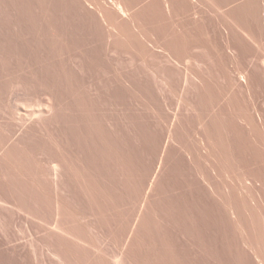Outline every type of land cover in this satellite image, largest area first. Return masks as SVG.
Listing matches in <instances>:
<instances>
[{"label":"rangeland","instance_id":"rangeland-1","mask_svg":"<svg viewBox=\"0 0 264 264\" xmlns=\"http://www.w3.org/2000/svg\"><path fill=\"white\" fill-rule=\"evenodd\" d=\"M120 1L126 17L114 10L116 0H0V264H100L98 252L106 249L122 251L116 264H140L144 255L141 264L264 262L259 190L242 182L239 172L226 174L222 163L209 169L206 153L195 151L199 126L190 129L195 137L183 138L182 130L177 141L167 136L176 114L186 124L196 117L185 103L196 100L191 89L198 77L215 90L207 101L210 110L228 106L223 91L237 94L240 70L264 75V0H176L181 5L175 13L156 0ZM177 32L182 37L174 41L170 37ZM167 55L179 63L170 73H165ZM214 71L221 75L217 81ZM258 96L251 101L261 107ZM209 110L204 116H213ZM187 138L196 145L189 148ZM181 140L191 153H179ZM54 167L58 178L51 175ZM52 177L63 184L60 190ZM62 200L77 214L63 210L57 203ZM226 200L238 205L239 218L227 211ZM245 237H251L252 247H246Z\"/></svg>","mask_w":264,"mask_h":264},{"label":"bare ground","instance_id":"bare-ground-1","mask_svg":"<svg viewBox=\"0 0 264 264\" xmlns=\"http://www.w3.org/2000/svg\"><path fill=\"white\" fill-rule=\"evenodd\" d=\"M140 1V0H139ZM139 1L137 2V3H139ZM179 1V0H178ZM178 1H176V0H156L155 1V3H159V4H163V7L166 9V10H172V12H174L175 13V11H176V9H178L179 7H180V3L178 2ZM255 1V0H254ZM123 2V1H122ZM122 2L120 1V2H118V0H116V2H114L113 4V6L115 7V9L114 10H116L117 11V13H119L120 15L119 16H122V17H126V16H128V10L123 6V4L125 3V2H123V4H122ZM89 3V2H88ZM185 3V2H184ZM187 3V2H186ZM250 3V2H249ZM248 3V4H249ZM251 3H253V2H251ZM135 4V3H134ZM188 5V4H187ZM251 4H249V6H250ZM141 6H143V5H141ZM184 6H185V4H183L182 5V8H184ZM249 6L247 7V8H249ZM252 6V5H251ZM88 7H90V6H88ZM189 7V6H188ZM245 7V6H244ZM143 8V7H142ZM239 8V7H238ZM238 8H236V10L238 9ZM242 8V7H241ZM241 8H239V9H241ZM189 9V8H188ZM243 9V8H242ZM245 9V8H244ZM181 10H183V9H181ZM186 10V9H185ZM236 10H234V11H236ZM248 11L250 10V8L249 9H247ZM257 10V9H256ZM256 10H255V12H256ZM88 11H90V10H88ZM178 11V10H177ZM233 10H232V12L233 13H235V15L237 14L236 12H234ZM179 12V11H178ZM185 12V11H184ZM188 12V11H187ZM244 12V11H243ZM242 12V13H243ZM246 12V11H245ZM249 12H252V11H249ZM253 12H254V10H253ZM180 13H181V11H180ZM182 13H183V11H182ZM239 13H240V11H239ZM86 14H88V13H86ZM246 14H247V12H246ZM245 14V15H246ZM250 15H251V13H249ZM248 14V15H249ZM185 15V14H184ZM241 15V14H240ZM239 15V17L241 18V17H243V16H240ZM101 16V15H100ZM181 16V15H180ZM232 16H233V14H232ZM237 16H238V14H237ZM237 16H235L236 17V19H237ZM254 16H256V14L254 15ZM246 17V16H245ZM93 18V17H92ZM244 18V17H243ZM95 20V19H94ZM235 20V19H234ZM238 20V19H237ZM237 20H235V21H237ZM240 21V20H239ZM244 21V20H243ZM5 24V23H4ZM98 26V25H97ZM101 28V27H100ZM102 29V28H101ZM99 31V30H98ZM102 31V30H101ZM129 36L130 35H128V37L127 38H129ZM132 37H135L136 39H140V37L138 36V37H136L135 35H133ZM132 37H130V38H132ZM179 37H182L181 36V34H180V32H177V33H175V34H172L171 35V39L172 40H178L179 39ZM239 39V38H238ZM129 40V39H128ZM248 43V42H247ZM246 44V43H245ZM243 45V44H242ZM252 45H254V44H252ZM251 45V46H252ZM241 46V45H240ZM239 46V47H240ZM256 46V45H255ZM243 47V46H242ZM245 47H247V46H245ZM249 47V46H248ZM176 48V47H175ZM251 48V47H250ZM249 48V49H250ZM159 49V51H162V52H164V54H165V49H160V48H158ZM228 49V48H227ZM226 49V50H227ZM243 49H244V47H243ZM242 48L240 49V50H243ZM252 49V48H251ZM254 49V48H253ZM173 50V49H172ZM229 50V49H228ZM239 50V51H240ZM246 50V49H245ZM244 50V51H245ZM168 52H170V49L169 50H167ZM251 51V50H250ZM172 52V51H171ZM179 52V51H178ZM226 52V51H225ZM224 52V53H225ZM245 52H247L248 53V51L246 50ZM254 52V51H253ZM229 53H231V52H229ZM237 53V52H236ZM239 54V53H238ZM238 54H236V56L238 55ZM241 54V53H240ZM243 54H244V52H243ZM248 54H250V53H248ZM252 54V53H251ZM242 55V54H241ZM168 56V55H167ZM231 56H233V54L231 55ZM239 56V55H238ZM243 56V55H242ZM249 56H252V55H249ZM169 57V56H168ZM245 57H246V53H245ZM219 58H221V57H219ZM223 58V57H222ZM232 58V57H231ZM236 58V57H235ZM234 57H233V60L235 59ZM240 58V57H239ZM244 59V58H243ZM38 60V59H37ZM177 59H171L170 57H169V61H167L169 64H171V65H169L168 64V66H167V70L168 71H166L165 73H167V72H172V70H173V66L174 65H178L179 63L176 61ZM219 60H221V59H219ZM239 60V59H238ZM237 60V61H238ZM6 61V60H5ZM231 61H232V59H231ZM236 61V62H237ZM42 62H43V60H42ZM220 62V61H219ZM234 62V61H233ZM239 62V61H238ZM262 65H264V57L262 58ZM3 63V62H2ZM1 63V64H2ZM36 63H37V61H36ZM4 64V63H3ZM32 64V63H31ZM174 64V65H173ZM215 64V63H214ZM234 64V63H233ZM6 65H7V63H6ZM33 65V64H32ZM34 65H35V63H34ZM33 65V66H34ZM40 65V64H39ZM43 65H44V63H43ZM42 65V66H43ZM220 65V63H218V66ZM235 65V64H234ZM238 65H239V63H238ZM1 66V65H0ZM3 66V65H2ZM31 66V65H30ZM36 66V65H35ZM180 66V65H179ZM206 66H208V64L206 65ZM209 66H211L210 65V63H209ZM208 66V67H209ZM236 66V65H235ZM44 67H46V66H44ZM43 67V68H44ZM208 67H206V69L208 70ZM32 68V67H31ZM40 68V67H39ZM210 69H212V68H214V66H212V68L211 67H209ZM220 68V67H219ZM218 68V69H219ZM235 68V67H234ZM243 68V67H242ZM255 68V67H254ZM254 68L252 69L251 68V70H253L254 71ZM48 69V68H47ZM164 69V68H163ZM162 69V71H165V70H163ZM217 69V68H216ZM237 69V68H236ZM239 69V68H238ZM237 69V70H238ZM33 70H35V69H33ZM32 70V71H33ZM44 70V69H43ZM53 71H51V72H54V69H52ZM176 70V69H175ZM175 70H174V72H175ZM221 69H219V71H220ZM247 70V69H246ZM31 71V72H32ZM56 71H58V70H56ZM212 71H213V69H212ZM218 71V70H217ZM256 71V70H255ZM30 72V73H31ZM38 72V71H37ZM59 72V71H58ZM158 72L160 73V71L158 70ZM169 72V73H170ZM177 72V71H176ZM207 72V71H206ZM208 72H209V70H208ZM216 74H213V73H209V75L211 74H213V77H218L219 78V76H221V75H218L217 74V72L216 71H214ZM33 73H34V71H33ZM40 73V72H39ZM39 73H38V75H39ZM49 73V72H48ZM236 73V72H235ZM42 74H44V73H42ZM41 74V75H42ZM55 74H57L56 72H55ZM60 74H61V72H60ZM163 74H164V72H163ZM178 74V73H177ZM206 74V73H205ZM208 74V73H207ZM206 74V75H207ZM219 74H220V72H219ZM237 74V78H238V83L236 82V83H234V82H232V83H234V84H237L235 87H237L236 89H238V91L236 90L235 92H237V94H235L234 93V95H231V94H228L226 91L224 92L223 91V89H222V91H223V94H224V96H225V98L224 99H226V101H228V103H227V105L228 106H226V107H228V108H226V107H223V108H219L218 106H216L217 107V111L214 113V111H212L213 110V108H216V107H210L211 109L209 110L208 108H207V101H210V99H211V97H212V95H213V92L215 91H213V89H211V87L212 86H210V84L208 85L207 83H206V81H205V79L204 80H201V78H197V82L198 83H194V85H192L191 87H192V89H191V91L193 90V93L195 92V95H196V100H194L192 103H188V102H186L185 103V106L186 105H190L191 107L190 108H192V111H191V109L189 110L188 108H186V109H188L189 111H191L192 112V115H193V117H194V111H195V114H196V117H197V120H196V117L194 118L196 121H197V124H193L192 125V122H193V120L192 121H190L191 123V125L190 124H186L185 122H183V121H181V118L179 119V114H181V113H179V114H176V116L174 117V119H171V120H173V121H171L172 122V126H171V128L168 130L169 131V133L168 132H166V134L168 133V139L169 140H171V141H177V133H178V131H180L181 132V130L184 132V137L183 138H185V135L187 136L188 134L190 135H188L187 137H192V136H194V134L190 131V129H191V127H193L194 125L195 126H199V130L197 131L196 130V132L194 131V130H192V131H194V133L197 135H195L194 137H195V142H196V144H197V146H198V149L197 150H195V151H197L196 153H206V158H207V160H209V162H208V164H209V169L211 168L212 169V171L213 170H215L216 168H217V166L218 165H221V164H217V163H222V165L224 166V168H221V169H223V171L225 170V173L228 171V172H239L240 173V179L242 178L243 180H245V181H242V182H245V184H249V186L250 187H255L256 189H258L259 191H258V193H257V195L258 194H260V196L258 195H256L257 197H262V199H263V197H264V75L263 76H258L256 73H254V72H248V73H246L245 72V70L243 71L242 70V72H241V70H240V72H237L236 73ZM35 75V74H34ZM33 75V76H34ZM159 75V74H158ZM157 75V76H158ZM160 75H161V73H160ZM159 75V76H160ZM204 75V74H203ZM208 75V76H209ZM234 76H235V74H233ZM233 75H232V77H233ZM56 76V75H55ZM157 76H155V77H157ZM164 76H165V74H164ZM163 75H162V80H164L163 79V77H164ZM172 76V75H171ZM170 76V77H171ZM196 76H198V75H196ZM222 76H223V74H222ZM231 76V75H230ZM7 77V76H6ZM5 77V78H6ZM40 77H43V76H40ZM56 77H58V76H56ZM55 77V78H56ZM61 77V76H60ZM173 77H174V75H173ZM175 77H177V76H175ZM183 77V76H182ZM181 77V82H182V79L184 78V77H188V74H184V77L182 78ZM204 77V76H203ZM207 77V76H206ZM210 77V76H209ZM215 77V78H216ZM4 78V79H5ZM54 78V77H53ZM138 78V77H137ZM158 78V77H157ZM164 78H166V76L164 77ZM196 78V77H195ZM212 78V77H211ZM230 78V77H229ZM3 79V80H4ZM7 79V78H6ZM48 79H49V77H48ZM58 79V78H57ZM56 79V80H57ZM167 79V78H166ZM177 79H178V77H177ZM177 79H176V81H177ZM199 79V80H198ZM220 79V78H219ZM223 79V78H222ZM221 79V80H222ZM8 80H9V78H8ZM21 80V79H20ZM37 80V79H36ZM52 80V79H51ZM55 80V81H56ZM59 80H62L61 78L59 79ZM139 80V79H138ZM141 80V79H140ZM139 80V81H140ZM157 80V79H156ZM158 80H159V78H158ZM174 80V79H173ZM196 80V79H195ZM206 80H208V79H206ZM221 80H218V81H221ZM231 80V79H230ZM236 80V79H235ZM11 81V80H10ZM24 81V80H23ZM22 81V82H23ZM34 81H35V78H34ZM45 81V80H44ZM49 82H50V80H48ZM142 81V80H141ZM160 81V80H159ZM171 81V80H170ZM194 81V80H193ZM215 81H217V78H216V80ZM214 81V82H215ZM224 81V80H223ZM227 81H228V79H227ZM2 82V81H1ZM1 82H0V84H1ZM5 82V81H4ZM36 82V81H35ZM39 82V81H38ZM59 82V81H58ZM143 82V81H142ZM145 82V81H144ZM164 81H162V82H158V83H160L162 86L165 84V83H163ZM167 82H168V79H167ZM166 82V83H167ZM174 82V81H173ZM195 82V81H194ZM226 81H224L223 83H225ZM229 82V81H228ZM11 83V82H10ZM14 83V82H13ZM42 82H40L39 84H41ZM55 82H53V84H54ZM133 83V82H132ZM141 83V82H140ZM139 83V84H140ZM171 83V82H170ZM178 83H179V85H180V81H178ZM218 83V82H217ZM2 84H3V82H2ZM6 84V83H5ZM23 84V83H22ZM49 84V83H48ZM51 84V83H50ZM52 84V85H53ZM56 85H57V83H55ZM136 83H134V85H135ZM143 84V83H142ZM147 84V83H146ZM168 84V83H167ZM173 84H176L175 82L173 83ZM220 84H222V83H220ZM229 84V83H228ZM8 85V84H7ZM12 84H10V86H11ZM37 85V84H36ZM61 85V84H60ZM144 85V84H143ZM161 85H158V86H161ZM169 85V84H168ZM172 85V84H171ZM213 86H214V84H212ZM224 85V84H223ZM225 85H227V83L225 84ZM5 85H3V88H5L4 87ZM9 86V85H8ZM47 86V85H46ZM140 86V85H139ZM147 85H145V87H146ZM165 87H166V85H164ZM170 86V85H169ZM172 86H174V85H172ZM1 87V86H0ZM48 87H51V88H53L52 86H48ZM48 87L46 88L47 90H48ZM142 87V86H141ZM175 87V86H174ZM225 87V86H224ZM228 87V86H227ZM232 87V86H231ZM9 88V87H8ZM10 88H12V87H10ZM57 88V87H56ZM62 88V87H61ZM136 88H138V87H136ZM135 88V89H136ZM150 88V87H149ZM161 88V87H160ZM167 88V87H166ZM177 88V87H176ZM181 88V87H180ZM234 88V87H233ZM6 89V88H5ZM44 89V88H43ZM50 89V88H49ZM179 89V88H178ZM214 89H215V87H214ZM225 89V88H224ZM45 90V89H44ZM57 90V89H56ZM139 90H140V88H139ZM147 91H148V89H146ZM150 90V89H149ZM162 90V89H161ZM167 90V89H166ZM166 90H165V92H166ZM168 90L169 91H171L169 88H168ZM167 90V91H168ZM177 90V89H176ZM14 91V90H13ZM55 91V90H54ZM58 91V90H57ZM57 91H55V93L57 92ZM136 91H137V89H136ZM135 91V92H136ZM146 91V92H147ZM174 91V90H173ZM3 92V91H2ZM49 93H50V91H48ZM53 92V91H52ZM58 92H60V91H58ZM57 92V93H58ZM62 92V91H61ZM132 92V91H131ZM134 92V95L136 94ZM141 92V91H140ZM149 92V91H148ZM147 92V93H148ZM163 92V91H162ZM186 92V91H185ZM218 92H221V90L220 91H218ZM218 92H217V94H218ZM44 93H46L45 91H44ZM150 93V92H149ZM222 93V92H221ZM259 93H261V95L263 96V102L261 101V107L259 108V107H257L256 106V103H252V101H251V99L252 100H254V98H255V95L256 96H258L259 95ZM1 94V93H0ZM51 94V93H50ZM137 94H139L138 92H137ZM164 94V93H163ZM162 94V95H163ZM166 94L167 93H165L164 94V96H166ZM173 94V93H172ZM191 94H192V92H191ZM220 94V93H219ZM53 95H54V93H53ZM60 95V94H59ZM133 95V96H134ZM168 95V94H167ZM174 95V94H173ZM184 95V94H183ZM186 95V94H185ZM194 95V94H193ZM221 95V94H220ZM260 95V96H261ZM61 96V95H60ZM140 96V98H141V95H139ZM146 96V95H145ZM148 96V95H147ZM150 96V95H149ZM148 96V97H149ZM163 96V97H164ZM182 96V95H181ZM217 95H215V97H216ZM260 96H258L257 98H259ZM144 97V96H143ZM60 98V97H59ZM221 98V97H220ZM219 98V99H220ZM55 99H56V97H55ZM58 99V98H57ZM63 99V98H62ZM163 99V98H162ZM168 100L169 99H172L171 97L170 98H167ZM181 99V98H180ZM212 99H213V97H212ZM211 99V100H212ZM223 99V98H222ZM153 100V99H152ZM173 100V99H172ZM179 100V99H178ZM182 100V99H181ZM221 100V99H220ZM219 100V101H220ZM256 100V99H255ZM57 101V100H56ZM55 101V102H56ZM60 101V100H59ZM61 101H63V100H61ZM61 101H60V103H61ZM180 101V100H179ZM225 101V100H224ZM256 101H258V100H256ZM181 102V101H180ZM215 102V101H214ZM218 102V101H217ZM165 103V102H164ZM169 103V102H168ZM182 103H184V102H182ZM222 103V102H221ZM55 104V103H54ZM211 104V103H210ZM215 104V103H214ZM219 104V103H218ZM59 105V104H58ZM212 105V104H211ZM221 105V104H220ZM224 105H225V103H224ZM181 106H182V104H181ZM185 106H183V108L185 107ZM210 106V105H209ZM167 107V106H166ZM171 107V106H170ZM60 108V107H59ZM171 109V108H170ZM185 109V108H184ZM209 110V111H212L213 112V116H210V115H212V113L211 112H209L210 113V115L209 116H204V113H203V111L204 110ZM60 110V112H61V108L59 109ZM188 110H185V112L186 111H188ZM56 112H58V110H56ZM59 112V115H61V113ZM177 112H179L178 110H177ZM180 112H182L181 110H180ZM184 112V111H183ZM204 112H206V111H204ZM186 113H188V112H186ZM62 114H63V111H62ZM207 114V113H206ZM205 114V115H206ZM57 115H58V113H57ZM184 115H185V113H184ZM189 115H190V113H189ZM191 115V116H192ZM62 116V115H61ZM187 116H188V114H187ZM186 116V117H187ZM190 116V117H191ZM225 117L224 119L225 120H223L222 121V119H220V117ZM57 117H59V116H57ZM182 117V116H181ZM184 117V116H183ZM185 117V119L186 120H188L187 118ZM192 117V118H193ZM222 117V118H223ZM169 118V117H168ZM191 118V119H192ZM184 119V118H183ZM185 119H184V121H185ZM167 120V119H166ZM169 121V120H168ZM189 121V120H188ZM169 125V124H168ZM167 125V126H168ZM166 126V125H165ZM195 126H194V128H195ZM165 128V127H164ZM166 129H168V127H166ZM195 129H198V128H195ZM163 130V129H162ZM47 131V130H46ZM163 131H165V130H163ZM193 134V135H191L190 134V132ZM53 133H54V130H53ZM115 133V132H114ZM165 133V132H164ZM31 135H33V134H31ZM49 135H51V134H49ZM53 135V134H52ZM179 135H180V133H179ZM181 135H182V133H181ZM182 135V136H183ZM34 136V135H33ZM30 137V136H29ZM55 137V136H54ZM32 138V137H31ZM34 138H36V137H34ZM52 138V137H51ZM164 138V137H163ZM179 138V137H178ZM182 138V139H183ZM228 138H230V140H228ZM28 140H30V138H27ZM33 139V138H32ZM55 139H56V137H55ZM188 140H189V138H187ZM186 139V140H187ZM193 140H194V138H192ZM191 139V141L189 142V141H186L187 142V144H189V143H192V140ZM27 140V141H28ZM36 140V139H35ZM58 140V139H57ZM180 140V139H179ZM179 140H178V142H179ZM31 141V140H30ZM54 141V140H53ZM29 142V141H28ZM47 142V141H46ZM58 142H59V140H58ZM57 142V143H58ZM186 142L184 141V143H182V140H181V142H180V145H179V153H191V151L189 150V148H191V147H194L195 145H193V143L191 144V146L188 148L187 147V145H186ZM194 142V143H195ZM26 143V142H25ZM32 143H34V146H35V143L36 142H32ZM40 143V142H39ZM57 143H55L54 142V144H57ZM28 144V143H27ZM59 144H62L63 145V147H64V144L63 143H59ZM8 145V144H7ZM6 145V146H7ZM31 146L33 145V144H30ZM46 145V144H45ZM48 145H51V144H47V146ZM190 145V144H189ZM41 146V145H40ZM55 146V145H54ZM53 146V147H54ZM10 147H11V145H10ZM14 146H12V148H13ZM18 147V146H17ZM17 147L15 148V149H17ZM27 147V146H26ZM29 147V146H28ZM36 147H37V145H36ZM44 147V146H43ZM49 147V146H48ZM52 147V146H51ZM57 147V146H56ZM59 147V146H58ZM58 147H57V150H58ZM7 148V147H6ZM32 148V147H31ZM35 148V147H34ZM42 148V147H41ZM40 148V149H41ZM45 148H47V147H45ZM55 148V147H54ZM2 149H3V146H2ZM11 149V148H10ZM14 149V150H15ZM53 149V148H52ZM13 150V149H12ZM24 151H25V149H23ZM33 150V149H32ZM37 150V149H36ZM47 150V149H46ZM61 150V149H60ZM64 150V149H63ZM21 151V150H20ZM27 151H29V150H27ZM62 151V150H61ZM65 151V150H64ZM6 152V151H5ZM10 152V151H9ZM9 152H8V154H9ZM32 152H34V151H32ZM31 152V153H32ZM60 152V151H59ZM11 153V152H10ZM16 153V152H15ZM20 153V152H19ZM30 153V152H29ZM61 153V152H60ZM193 153V152H192ZM228 153H231V155L230 154H228ZM232 153H237V154H239L240 153V156L238 155V159H236V158H234L233 157V154ZM243 153V154H242ZM6 154V153H5ZM203 154V155H204ZM243 155V156H242ZM234 156H236V155H234ZM220 159L218 162L216 161V162H214L215 161V159L214 158H216V159H218V158ZM237 157V156H236ZM14 158V157H13ZM13 158H12V160H13ZM205 158V157H204ZM204 160V159H203ZM206 160V159H205ZM6 161V160H5ZM7 162V161H6ZM17 162V161H16ZM55 165V164H54ZM14 166V165H13ZM22 167V165L20 166V168ZM57 167V166H56ZM56 167H54V168H50L51 169V175H53V176H55V177H57V172H56ZM221 167V166H220ZM25 169V168H24ZM28 169V168H27ZM26 170V169H25ZM205 170V169H204ZM217 170H219V169H217ZM27 171V170H26ZM25 171V172H26ZM216 171V170H215ZM214 171V172H215ZM219 171H222V170H219ZM18 172H20V171H18ZM22 172V171H21ZM20 172V173H21ZM28 173H29V171H28ZM202 173V175H204L203 174V172H201ZM19 174V173H18ZM22 174V173H21ZM206 174V173H205ZM220 174V173H219ZM222 174H223V172H222ZM227 174V173H226ZM234 174L236 175V173H233V176H234ZM22 175H24V174H22ZM61 175V174H60ZM202 175H200V177L202 176ZM224 175V174H223ZM222 175V176H223ZM229 176H230V174H229ZM229 176H228V178H229ZM237 176V175H236ZM236 176H235V178L234 179H236ZM250 176V177H249ZM59 177V176H58ZM57 177V178H58ZM203 177V176H202ZM206 177H207V174H206ZM238 177V176H237ZM249 177V178H248ZM57 178H56V180H54L55 178H53L52 177V180H54V186H55V188L58 190H60L63 186V184L61 185V183L59 182L58 183V181L59 180H57ZM204 178H205V176H204ZM232 177L230 176V179H231ZM60 179V178H59ZM63 179V178H62ZM62 179H60V181L62 180ZM203 181L205 180V179H203V178H201ZM5 180V179H4ZM208 181H209V179H207ZM238 180V179H237ZM10 181V180H9ZM233 181V180H232ZM11 182V181H10ZM62 182V181H61ZM235 182H238V181H235ZM241 182V183H242ZM64 183H66V182H64ZM206 183V182H205ZM206 184H208V183H206ZM212 184V183H211ZM236 184V183H235ZM16 185V184H15ZM69 185V184H68ZM209 186H210V183H209ZM234 186V185H233ZM232 186V187H233ZM243 186V185H242ZM9 187H10V185H9ZM16 187V186H15ZM237 187V186H236ZM245 187V186H244ZM243 187V188H244ZM8 188V187H7ZM238 188H239V185H238ZM241 188V187H240ZM245 188H247V186L245 187ZM254 188V189H255ZM6 189V188H5ZM23 189V188H22ZM234 189V188H233ZM248 189H250V188H248ZM252 189V188H251ZM63 190V189H62ZM61 190V191H62ZM69 190V189H68ZM246 190V189H245ZM16 191V190H15ZM23 191V190H22ZM239 191V190H238ZM242 191V190H241ZM17 192V191H16ZM15 192V193H16ZM246 192V191H245ZM253 192V191H252ZM256 192V191H255ZM2 193V192H1ZM10 193V192H9ZM69 193H70V191H69ZM247 193H249L248 191H247ZM250 193H251V191H250ZM254 193V192H253ZM18 194V193H17ZM26 194V193H25ZM66 194V193H65ZM71 194V193H70ZM7 195V194H6ZM16 195V194H15ZM75 195H76V193H75ZM78 195V194H77ZM246 195V194H245ZM249 195V194H248ZM22 196V195H21ZM23 196H25V195H23ZM22 196V197H23ZM64 196V195H63ZM16 197V196H15ZM70 197V196H69ZM68 197V198H69ZM73 197V196H72ZM77 198V197H76ZM16 199V198H15ZM19 199H21V198H19ZM18 199V200H19ZM28 199H29V197H28ZM78 199V198H77ZM227 199V198H226ZM254 199V198H253ZM256 199V198H255ZM255 199H254V201H255ZM261 199V198H260ZM261 199V200H262ZM73 200H74V198H73ZM76 200V199H75ZM228 200V199H227ZM227 200H226V207L225 208H227V211H229L234 217H236V218H239L240 217V215H239V208H238V205L236 206V205H234L233 203H234V201H233V203H231V202H227ZM244 200V199H243ZM252 200V199H251ZM257 201H258V199H256ZM261 200H259V202L258 203H260V201ZM264 200V199H263ZM21 201H22V199H21ZM223 201V200H222ZM225 201V200H224ZM232 201V200H231ZM29 202H32V201H29ZM78 202V201H77ZM242 202V201H241ZM262 202V201H261ZM27 203H28V201H27ZM57 203H58V205L63 209V210H65L69 215H74V213L76 212V210L77 209H75V211L74 210H72V208H70V207H68L69 206V204L68 205H66L65 203L66 202H64L63 200L62 201H57ZM71 203V202H70ZM74 203V202H73ZM245 203H249V201L248 202H246V200H245ZM258 203H256V205L258 204ZM264 203V202H263ZM263 203H262V205H263ZM19 204V203H18ZM24 204H26V203H24ZM31 204V203H30ZM235 204H237V203H235ZM242 204V203H241ZM244 204V203H243ZM254 204H255V202H254ZM17 205V204H16ZM224 205V206H225ZM256 205H254L255 207H257ZM38 206V205H37ZM242 206V205H241ZM240 206V207H241ZM264 206V205H263ZM243 207V206H242ZM245 207V206H244ZM244 207H243V210H244ZM248 207H250L249 205H248ZM247 207V208H248ZM258 208V207H257ZM242 209V208H241ZM259 209H260V205H259ZM261 209H263V208H261ZM80 210V209H79ZM248 210V209H247ZM253 210V209H252ZM255 210V212H256V209H254ZM245 211V210H244ZM101 212V211H100ZM250 212H251V209H250ZM259 212V211H258ZM99 213V212H98ZM254 213V212H253ZM263 213V212H262ZM75 214H77V213H75ZM84 214V213H83ZM249 214V213H248ZM251 214V213H250ZM258 214V213H257ZM254 215H255V213H254ZM259 215H260V213H259ZM85 216V215H84ZM103 216H105L104 214H103ZM261 216V215H260ZM100 217H102L101 216V214H100ZM249 217H251V215L249 216ZM242 218V217H241ZM105 219V218H104ZM101 220H103L102 218H101ZM107 220V219H106ZM106 220H103V221H106ZM236 220H238V219H236ZM242 220V219H241ZM235 222H239V221H235ZM243 222V221H242ZM105 223V222H104ZM107 223V222H106ZM105 223V224H106ZM236 223V224H237ZM240 223V222H239ZM126 224V223H125ZM84 225V224H83ZM107 225V224H106ZM105 225V226H106ZM239 225V224H238ZM244 225V224H243ZM264 225V224H263ZM104 226V225H103ZM124 226H126V225H124ZM83 228L84 227H86L85 225L84 226H82ZM91 227V226H90ZM93 227H94V225H93ZM92 227V228H93ZM259 227V226H258ZM262 227V226H261ZM87 228H89V226H87ZM87 228L85 229V231L87 230ZM100 228H101V225H100ZM257 228V227H256ZM103 229V228H102ZM244 229V228H243ZM248 229V228H247ZM246 230V229H245ZM252 230H255V228L254 229H252ZM251 230V231H252ZM258 230H260V228L258 229ZM262 230V229H261ZM248 231V230H247ZM256 231V230H255ZM255 231H254V233H252L253 235H255L256 233H255ZM242 232V231H241ZM243 232H245V231H243ZM262 232V231H261ZM246 233V232H245ZM258 233H259V231H258ZM263 234V233H262ZM117 235H119V234H117ZM242 235V234H241ZM240 235V236H241ZM245 235V234H244ZM259 235V234H258ZM121 236L122 235H120V239H121ZM257 236V235H256ZM263 236V235H262ZM116 238H117V236H115ZM244 237V236H243ZM248 237V236H247ZM254 239H255V237L254 236H252ZM261 237V236H260ZM118 238V239H119ZM123 238H125V236L123 237ZM122 238V240H121V242L123 241L124 242V239ZM242 238V237H241ZM251 237H249V239H250ZM256 238H258V237H256ZM262 238H264V237H262ZM262 238H258L259 240L260 239H262ZM118 239H116V241H118ZM248 238H243V241H244V243L245 244H247V246L246 247H248V246H250V247H252L253 245H252V240L250 241ZM242 240V239H241ZM259 240H257V241H259ZM264 239H262V241H263ZM255 241V240H254ZM120 242V243H121ZM121 243L122 244V246L123 245H125L124 243ZM242 242V241H241ZM256 242V241H255ZM261 242V241H260ZM119 243V242H118ZM243 243V242H242ZM261 243H263V242H261ZM136 244V243H135ZM120 245V244H119ZM140 245H143V244H140ZM255 245L256 244H254V247H255ZM262 245V244H261ZM263 245H264V243H263ZM131 246V245H130ZM134 246V245H133ZM136 247V246H135ZM245 247V246H244ZM260 248L261 246H257V248ZM263 247V246H262ZM249 248V247H248ZM258 248V249H259ZM264 248V247H263ZM262 248V249H263ZM101 249H103V248H101ZM100 249V250H101ZM111 249V248H110ZM113 249V248H112ZM115 249V248H114ZM121 249V248H120ZM119 248H118V250H120ZM136 249V248H135ZM135 249H133L134 251H135ZM253 249V248H252ZM256 249V248H255ZM261 249V248H260ZM115 250H117V249H115ZM123 250V249H122ZM139 252H140V250H139V248L137 249ZM247 250V249H246ZM109 251H111V250H109ZM130 251V250H129ZM129 251H128V254H129ZM138 251H135L136 253H139ZM145 251V250H144ZM253 251H254V249H253ZM258 251V250H257ZM262 251H264V249L262 250ZM141 252H143V250L141 251ZM140 252V253H141ZM251 252V251H250ZM260 252V251H259ZM134 254L135 256H137L138 257V255H139V257L144 253H142V254ZM146 253V252H145ZM248 253V252H247ZM253 253H256V252H253ZM0 254H1V252H0ZM67 254V253H66ZM65 254V255H66ZM131 254V253H130ZM129 254V255H130ZM245 254H246V252H245ZM250 254V253H249ZM248 254V255H249ZM259 255V254H258ZM123 256H124V254L122 253V251H118V252H107V249H106V251L105 250H101V251H99L98 252V255H97V258H98V260H99V262H100V264H107V262L108 261H113L114 262V264H116L117 263V260H118V258H123ZM130 256H132V255H130ZM145 256V258H146V255H144ZM144 256H142L143 258H144ZM245 256V255H244ZM251 256V255H250ZM253 256H254V254H253ZM256 256V255H255ZM136 257V258H137ZM138 257V258H139ZM247 257V255L245 256V258ZM258 258H259V256H257ZM262 257V256H261ZM64 258H66V257H64ZM137 258V259H138ZM145 258H144V260H145ZM256 258V257H255ZM257 258V259H258ZM127 257L125 258V261H127ZM257 259H255V261L257 260ZM1 260H2V258H1ZM129 260V259H128ZM135 260V259H134ZM134 260H133V262H134ZM140 260V259H139ZM143 259L141 260V262L142 261H144ZM246 260V259H245ZM249 260H250V257H249ZM253 260V259H252ZM5 261V260H4ZM137 261V260H136ZM261 261H262V259H261ZM130 262V261H129ZM141 262H140V264H141ZM259 262V261H258ZM263 262V261H262ZM261 262V263H262ZM10 263V262H9ZM24 263V262H23ZM22 263V264H23ZM132 263V262H131ZM144 263V262H143ZM251 263V262H250ZM253 263V262H252ZM261 263H259V264H261ZM264 263V262H263ZM262 263V264H263ZM123 264V263H122ZM137 264V263H136ZM246 264V263H245ZM249 264V263H248ZM255 264V263H254ZM256 264H258L257 262H256Z\"/></svg>","mask_w":264,"mask_h":264}]
</instances>
